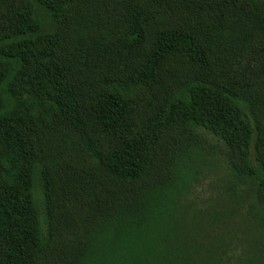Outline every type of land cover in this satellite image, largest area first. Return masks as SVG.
<instances>
[{"label":"trees","instance_id":"1","mask_svg":"<svg viewBox=\"0 0 264 264\" xmlns=\"http://www.w3.org/2000/svg\"><path fill=\"white\" fill-rule=\"evenodd\" d=\"M192 127L231 171L211 228L263 218L264 0H0V264H213Z\"/></svg>","mask_w":264,"mask_h":264},{"label":"rangeland","instance_id":"2","mask_svg":"<svg viewBox=\"0 0 264 264\" xmlns=\"http://www.w3.org/2000/svg\"><path fill=\"white\" fill-rule=\"evenodd\" d=\"M192 129L197 136L193 138H200L202 146H209L210 149L207 148V150L210 151L209 153L197 152L194 150L197 148L193 147L191 156L179 161V166L180 164V167L183 166L180 171L183 174L181 176L187 177L188 181L185 182L184 189L179 186L176 191L180 194L178 199L181 206L187 211L188 221L191 223L201 221L205 227V234L207 233L198 238L201 247L198 249L197 257L200 258L201 254L205 255L204 257L211 259L213 264H264V209L261 211L263 218L258 217L259 219L255 221L250 217L260 209L257 205L259 201L255 197L250 198L251 192L246 191L240 213L235 215L236 219L233 222L223 223V220L219 218L218 221L221 220V222L217 221L216 227L211 228V221L214 219L210 217L214 210L217 212L222 207L235 203L231 200V171L227 166L226 156L218 151L224 149L218 140L202 128L192 127ZM245 215L247 217H244ZM155 222L159 220L156 219ZM100 232L101 230L89 240L94 250L98 249L103 241V234ZM109 243L108 250L112 253L116 250L117 255L119 250L112 238L109 239ZM155 251L160 252L157 249ZM135 252L136 250L131 255H135ZM135 257L139 260L143 259L141 256L135 255Z\"/></svg>","mask_w":264,"mask_h":264}]
</instances>
